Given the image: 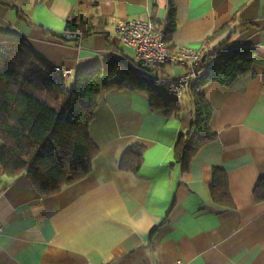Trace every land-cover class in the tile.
Segmentation results:
<instances>
[{
    "label": "crops",
    "instance_id": "crops-1",
    "mask_svg": "<svg viewBox=\"0 0 264 264\" xmlns=\"http://www.w3.org/2000/svg\"><path fill=\"white\" fill-rule=\"evenodd\" d=\"M174 4L172 50L207 41L213 53L255 54L251 75L202 89L214 139L183 172L174 152L194 118L192 97L180 102L178 115H167L143 92L103 93L90 125L98 155L89 176L50 196L25 174L0 176V264H264V202L253 196L264 178V0ZM75 15L104 17L108 25L78 43L66 41ZM148 19L166 28L168 0H0V38L26 41L47 66L70 72V86L78 72L132 69L135 52L120 43L115 27ZM183 72L167 67L163 74ZM134 147L144 148L142 164L123 170L122 157ZM215 169L226 173L233 209L212 199Z\"/></svg>",
    "mask_w": 264,
    "mask_h": 264
},
{
    "label": "trees",
    "instance_id": "trees-1",
    "mask_svg": "<svg viewBox=\"0 0 264 264\" xmlns=\"http://www.w3.org/2000/svg\"><path fill=\"white\" fill-rule=\"evenodd\" d=\"M108 25L104 17L86 19L72 16L66 25L68 33L88 36L103 33ZM177 28L174 0H168V43ZM223 28L217 35L229 31ZM215 37V36H214ZM213 39V38H212ZM66 41L68 40L65 36ZM72 42L78 43V40ZM217 62L209 70L204 85L217 82L230 87L237 79L252 74L254 52L232 48L215 53ZM112 90L140 91L151 99L155 111L178 115L180 102L165 98L153 84L135 77L133 70L112 65L106 70L78 72L74 83L40 61L22 39L0 38V176L27 175L37 191L45 196L85 179L92 172L98 149L90 136V125L99 97ZM194 118L190 129L182 133L175 146V160L188 172L200 148L214 139L209 123L212 109L200 94L191 96ZM144 148L125 152L121 168L136 172L143 161ZM212 199L222 208H235L226 173L215 169ZM257 203L264 202V178L253 192Z\"/></svg>",
    "mask_w": 264,
    "mask_h": 264
},
{
    "label": "built area",
    "instance_id": "built-area-1",
    "mask_svg": "<svg viewBox=\"0 0 264 264\" xmlns=\"http://www.w3.org/2000/svg\"><path fill=\"white\" fill-rule=\"evenodd\" d=\"M166 30L153 20H120L115 34L120 43L135 52L136 63L132 68L136 78L155 85L161 94L177 102L195 94L202 93L204 81L218 57L211 50L209 42H203L199 48L180 47L172 50L166 42ZM68 40L83 38L80 33H68ZM167 67L183 69L175 76L163 74ZM64 78L70 75L68 70L55 68ZM3 224L0 221V234ZM175 264H182L176 262Z\"/></svg>",
    "mask_w": 264,
    "mask_h": 264
}]
</instances>
